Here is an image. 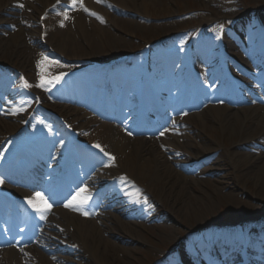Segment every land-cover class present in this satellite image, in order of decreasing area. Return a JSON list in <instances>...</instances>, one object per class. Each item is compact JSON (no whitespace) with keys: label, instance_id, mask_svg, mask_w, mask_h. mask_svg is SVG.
Masks as SVG:
<instances>
[{"label":"rangeland","instance_id":"374dc122","mask_svg":"<svg viewBox=\"0 0 264 264\" xmlns=\"http://www.w3.org/2000/svg\"><path fill=\"white\" fill-rule=\"evenodd\" d=\"M126 1V0H125ZM124 1V6H122V10L125 12L134 14L138 17L142 18H150L153 21L159 20H173L175 17L197 11V17L193 20L195 22H188L189 26L205 24L207 22H211L212 19L219 17V8L217 4L219 3L223 7H227L230 10L227 13V18L229 20V32L227 34V42L232 45L233 49H236L238 45V40L234 38L233 33L236 31L237 38L240 41H244L245 43H249L252 35L248 33L246 30V23H244V27H239L238 23L235 24V20L238 18L244 17L246 12L250 10H256L260 5L264 3V0H127L126 3ZM18 12V11H17ZM25 16V21L21 26L10 27L12 31L6 30V33L0 34V44L6 43L12 39L13 32L18 30V27L25 29H37L36 28V20L38 11L33 12L32 10L25 9L23 12ZM118 15H115L111 19V26L107 30H103L99 26L91 27L92 32H94L95 36L100 38V34L113 35L115 40H118L116 43L112 44V41H105V44L109 46V50L113 51V53L117 52H131L136 50L138 45L134 41L138 42H148L155 38L161 37L168 32L174 30V25L172 24L170 27L166 28V23H172L169 21H165V23L159 24H145L142 26L137 23L138 18H119ZM253 22H257L258 19L262 20V17L258 14L253 15ZM2 17V16H0ZM4 19L8 22L12 21L11 16L4 15ZM85 21V20H84ZM17 23V21H15ZM11 23V22H10ZM72 23V22H71ZM133 23H135L133 25ZM2 24H0V27ZM67 25L66 33L64 35H58L57 33H53V36H50L48 43H52L56 48L57 45H54V42L59 43L64 38H69L71 43L73 42L74 36L72 31L68 28ZM74 27V26H73ZM182 27V26H181ZM89 30V34H92ZM94 36V35H93ZM256 34L254 33V37ZM35 39L36 34H35ZM74 39V40H73ZM26 40V38H24ZM76 41V40H75ZM23 47L12 54L9 52H2L0 50V64L3 67H11L15 70H23L26 66L25 73L30 75V68L32 63V57L34 55V47L32 43L28 40L25 41ZM97 42V40H96ZM2 44V45H4ZM65 47V57L69 60L73 59V52L71 51L69 43H62ZM33 48L30 49V47ZM6 46L0 47V49L4 50ZM100 49V48H99ZM1 52L3 53L1 56ZM77 53L87 55L86 51ZM102 51L98 52L101 54ZM78 55V54H76ZM24 58L23 60H21ZM23 64V68H19V66ZM23 70V71H26ZM215 72V71H214ZM15 95L19 93L17 91L14 92ZM53 110L56 112L73 114L62 110L59 107L53 106ZM52 108V107H51ZM8 109L11 111L15 109L14 107L7 106L5 107L6 112ZM252 109V108H251ZM251 111H255L256 108ZM260 111V110H259ZM4 116L0 118H3ZM206 113L203 116V120H205ZM2 120V119H1ZM186 126V134L187 137L185 141L177 140L178 145H183L185 142L194 144V145H202L204 147L209 148V153L204 154L202 157L209 156V154H215L213 157H208L204 163V165H200L195 169V181L198 182V185H194V183H185L182 181V184H186L189 186V190L191 191L189 195H184L180 190L181 187H177V191L175 190H165V187L161 184L160 180H152V184L150 186V190L153 196V200L159 205L157 207V213L152 216L153 219L144 221L140 220L137 225L143 228V231L134 236V239H137L141 242V245H132L130 243H126L122 240L117 241L119 245L123 247L134 248L135 252L132 253L134 256V260L130 262L124 263L122 260V256L117 255L118 260L121 262L120 264H153L154 260L161 256L162 252L171 253L173 251V255L176 256L177 250L184 251L182 259L187 263H190V254L192 252V248L195 247L197 243L196 235L199 238L202 237V234L205 231V235L209 233V235H213L216 239L220 238L222 234H226V228L223 226L222 218L227 219L229 222L242 221L243 219H249L246 221V225L250 227L248 230V234H255L256 230L260 228H256L255 224L260 221V218H264V178L257 176V173L247 174V171H250L251 166L247 168V161H244L247 157L251 159V163L256 166L261 165L262 161H264V149L258 148L257 144L254 142V146L257 150L256 155L250 153L248 150H243L242 147L236 148L238 142H234V137L240 135L242 133H234L240 131L242 132L244 128H238L236 131H231L229 129H222V127L217 128V123L209 124V122L205 123V127L210 130L207 132L208 134L203 135L198 127H194L193 124ZM251 126L250 123L246 124L245 128H249ZM244 133V132H243ZM202 138H210L211 142L204 140L202 142ZM221 137H226L225 146L227 147L228 154L220 155V149L214 150L216 147V143ZM257 136H251V138L256 139ZM123 141L124 139H119ZM252 140V141H253ZM262 155H261V154ZM234 156H237V160H239V164H236V159ZM197 162H200L202 159H198ZM235 159V162H234ZM190 162V161H188ZM186 162V163H188ZM247 164V165H246ZM256 170V167L254 168ZM152 176H149L150 180ZM188 179L187 176H184ZM181 181H179V184ZM147 183V182H146ZM214 183H220L219 186ZM148 184V183H147ZM166 206L173 209L177 214L172 215V213L166 211ZM241 233H243L241 231ZM228 235H231V231L227 232ZM241 243V240H238ZM192 243V244H191ZM131 245V246H128ZM201 246L196 245V254L199 255L201 251ZM239 251L235 253V256L230 264H234L236 259H241L239 256ZM227 256V253H223V249L220 251L215 250L214 255L208 254V256L212 258L215 256L220 262H223V259L220 256ZM203 257V253L198 257L201 259ZM175 259V257H174ZM112 264V261H110ZM86 264H91L90 261ZM238 264H241V261H238Z\"/></svg>","mask_w":264,"mask_h":264},{"label":"bare ground","instance_id":"6f19581e","mask_svg":"<svg viewBox=\"0 0 264 264\" xmlns=\"http://www.w3.org/2000/svg\"><path fill=\"white\" fill-rule=\"evenodd\" d=\"M57 0H0V24L3 25H12L9 23L6 19H4V15L13 16L15 21H24L25 16L23 13L17 12L14 5L18 8L22 9H28L32 10L33 12H36L38 10H41V13L48 10L49 12L54 13V19H52V22L47 20V23L49 25V28L53 26V33L56 32L58 35H64L66 32L64 31L65 27L63 25H67L68 21L73 20L74 24H77V32L80 33V36L78 34L79 40L83 42L81 45L77 41H74L75 43H71V40L69 38H64L59 43H56L57 47L56 49L60 54H64L65 47L62 45V43H69L72 48H70L71 51H79L83 52L86 51L89 54L93 55L99 52V47L97 45V42H94L96 38L93 37L94 34H89V28L84 23V20H82L79 11L75 9L73 12L62 14V18L60 19L58 17L57 11H63V9H60L59 6L53 7L52 4ZM115 5L122 7L125 0H110ZM127 3V0L125 1ZM59 4H65V0H59ZM20 5H23V7H20ZM37 7V8H36ZM67 17V18H65ZM70 18V19H68ZM12 22V21H10ZM70 24V23H69ZM135 23H133L134 25ZM45 27L46 22H45ZM5 28L1 27L0 32L6 33ZM37 32V30H31V29H23L20 28L19 31H16L13 33L12 39L8 42H6L4 45L0 44V47L6 46L4 50L0 49L3 53L9 52L12 54L13 52L16 53L17 50L21 49L26 43L25 41H35L34 39V33ZM82 32V33H81ZM39 33V32H38ZM94 33V32H92ZM41 34V32L39 33ZM26 37V40H24V36ZM108 40H112V44L116 41L113 39V36L108 35ZM103 39L99 38L98 42L103 46ZM1 42V40H0ZM73 52V54H80L77 52ZM1 52V56L2 53ZM99 57V56H97ZM110 57V56H109ZM22 58L21 60H23ZM89 58H81V59H73L75 61L79 60H85ZM109 60V59H108ZM22 63L20 65V68H23ZM72 70L70 68H62L57 67V69L52 73V75L45 77L44 81H47L50 78H53L61 73L66 74L64 79L57 84L55 87H52L50 91L45 90L44 88L37 86V91L39 94L40 99H45L47 95L58 97V90L61 87V85L66 81L67 75L71 73ZM121 74V72L117 69H113L112 74ZM114 75V74H113ZM115 76V75H114ZM214 100L212 99L209 103V105L206 107V110L202 112L201 114L192 115L190 117H187L184 120L190 121L188 125L193 124L194 127H198L199 130L202 132L203 135L206 136L208 134L207 132H210L207 127H205V123L209 122V124L217 123V128L222 127V129H226L229 131H236L239 127L244 128L242 132L238 131L234 133H242L240 135H237L234 137V142H238L237 147H242L243 150H248L249 154L252 153L256 155L257 150L254 146L255 144H258L260 148L263 149L264 147V105H256L255 111H251L250 108H244V110H233L229 107H219L218 105H215ZM62 110H65L73 116L82 114V111L73 107L69 106H60ZM252 108V109H255ZM206 113L205 120H203V116ZM9 116V115H8ZM23 116V115H22ZM70 117V114H68ZM89 117H92L91 115H88ZM20 117L19 115L16 116ZM86 116H81L82 120L80 122L79 129H88L92 128V131L84 136V142L87 144H99L103 149H105V142L103 139H106L109 141L110 145H108L109 148H113V151H110L113 155L117 157V162L113 166H107L103 171H106L110 174H125L133 181H137L135 179V173L137 169L140 170L141 175L137 176H152L151 179L148 181V184H152V180H160L161 184L165 187V190H175L177 191V187H181V192L184 195H189L191 192L189 190V186L187 187L186 184H182V181H185V183H194V185H198V182L195 181L193 177H189L186 179L184 175L182 174V171L177 170L174 166L175 164H182L185 161L189 159H194L198 157V153L203 151L202 145L193 146L191 143H184L183 145L176 144V140L173 137H168L166 141H160L158 142L156 140L150 139H137L135 141L130 140L128 138L125 139V144L122 145V147L118 146L116 147L115 144H119V141L117 138L122 137L117 129L112 128L109 124H102L99 126L98 120L91 118V119H85ZM14 119V117H12ZM80 119V117L76 116L74 121ZM183 120V121H184ZM250 123L251 126L249 128H245L246 124ZM14 124H11L9 121L5 119H0V139L6 135L12 134L14 131ZM244 132V133H243ZM257 136L261 140H257L251 138V136ZM63 137L61 136L60 139ZM226 138V137H225ZM20 141H23L21 145H25V143H30V140H32V136H28V134L25 135V139L23 140V136L19 137ZM204 140L206 138H203ZM115 140L117 142L115 143ZM253 140V141H252ZM225 141V140H223ZM254 142V143H253ZM112 143V145H111ZM159 145H164L167 148V152L170 153L168 155L171 156V151L176 150L179 153H182V156H180V159H175V161L168 160V155L166 153H163ZM49 149V148H48ZM43 151V150H42ZM264 151V150H263ZM44 152V151H43ZM46 153V152H44ZM50 153V149L48 151ZM94 153H101L98 149L95 148ZM261 154V153H260ZM111 155V154H110ZM262 155V154H261ZM121 157H123L121 159ZM172 157V156H171ZM236 159V164H239V160H237V156H234ZM234 159V162H235ZM244 161H247V168L251 166L250 171H247V174L251 173H257V176L264 178V161H262L261 165L256 166L255 164L251 163V159L247 157L244 159ZM99 162L98 159H95L92 161V165ZM246 164V165H247ZM256 167V170L254 168ZM120 168V169H119ZM119 169V172L117 170ZM179 181H181L179 184ZM215 185H218L220 183H214ZM106 190V189H105ZM108 191H103L98 194L99 198H102V201L105 200L106 195ZM105 204V201L103 205ZM117 211V213H116ZM124 209H122L121 206H115L110 207L109 211L104 214L95 215L94 220H83L81 218H77L74 215H69L68 213H62L59 212V219L60 223L63 228H65L63 232V236L66 238H70L71 240L75 241L80 246L81 253L73 255L76 259H79V263H74L72 259H63L59 255H53L52 257L55 258L56 262H51L48 260L47 257L43 256L38 251H34L33 253L28 248H23L21 250V253L18 250H11L6 249L7 251L3 254H0V264H35L34 262L31 263L29 257H27L29 254H34L37 258V264H86L88 261L92 262L91 264H111L110 261H112V264H120L121 262L118 260L117 255L122 256V260L124 263L130 262L134 260V256L132 255L133 252H135L134 248L129 247H123L116 243L119 240H122L126 243H130L132 245H141V242H139L137 239H134V236L139 234L143 231V228L140 227V225L134 224L132 222L124 221ZM166 211L172 213V215L177 214L173 209L169 208V206H166ZM61 213V214H60ZM54 222V221H52ZM57 222V221H56ZM59 224V222H57ZM46 228L45 226L43 227ZM70 228H72V232L69 233ZM52 229L49 230L48 234L52 235L51 232ZM262 234L258 233L252 236V239L249 241V243L246 246L245 249V259L247 264H256L253 259H256L252 253L259 248V245L261 244L260 241H257L255 239H259ZM262 237L259 239L261 240ZM45 247L48 249V251L53 250L54 244L47 241V238H45ZM131 246V245H128ZM30 251V252H29ZM18 255L20 259L18 258ZM258 264H262L261 262H257Z\"/></svg>","mask_w":264,"mask_h":264},{"label":"snow or ice","instance_id":"6c2138e0","mask_svg":"<svg viewBox=\"0 0 264 264\" xmlns=\"http://www.w3.org/2000/svg\"><path fill=\"white\" fill-rule=\"evenodd\" d=\"M57 2L59 3V0H57ZM81 3L82 4V0H72V5H75L77 3ZM97 2H102V0H97ZM20 7H23V5H20ZM85 11H89L87 8L84 9ZM90 15L96 16L97 14L95 12H90ZM67 18V17H65ZM223 28V25H221V29ZM217 39H219L220 37L217 36ZM180 51H183V48L180 49ZM44 60H47V57H43ZM39 66V65H38ZM177 67H179V65H177ZM66 74L61 73L53 78L48 79L47 81H44L43 79L41 80V82L37 85L38 87L44 88L45 90L50 91L52 87H55L57 84H59L65 77ZM25 86L28 87L27 83L25 82ZM221 103H223V101H221ZM187 113H185L186 115ZM39 124L43 125L45 128H47L49 134L52 133V126L45 124L44 121H38ZM129 135H131V133H128ZM164 133L161 132V135H163ZM61 146H63L64 141H60ZM94 148L98 149L101 153H103L104 155L108 156L109 154L106 153L104 151V149L101 147V145L99 144H94L93 145ZM110 159H114V157H109ZM3 159V156L0 155V160ZM122 179H126V178H122ZM4 184V179L0 178V185ZM87 187H80L76 193L71 197L70 200H68V202H66L64 204L65 208H69V209H74L79 211L85 204L88 203V201L91 199L90 195H87ZM147 202V201H145ZM25 203L32 208V210L37 213L39 215L40 219H45L46 216L45 214L52 208V204L49 203V199L48 197L45 196V194L43 192L40 191H36L34 193L33 196L31 197H27L25 198ZM83 215H90V213L88 212H82Z\"/></svg>","mask_w":264,"mask_h":264}]
</instances>
